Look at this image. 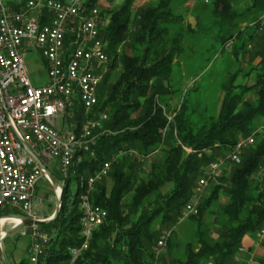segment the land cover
Masks as SVG:
<instances>
[{"label":"trees","instance_id":"1","mask_svg":"<svg viewBox=\"0 0 264 264\" xmlns=\"http://www.w3.org/2000/svg\"><path fill=\"white\" fill-rule=\"evenodd\" d=\"M135 1L124 0L113 12L105 35L102 33L113 65L99 90V104L89 114L79 102L75 104L72 122L77 130L103 113L108 114V120L104 123L106 131L90 152L78 153L64 179L62 174L56 176L63 186L60 214L53 222L41 225L51 236L45 252L47 264H155L162 229L178 225L205 168L240 140L252 136L264 121V50L259 65L250 66L244 76H254V85L238 83L243 71L230 74L218 112L207 116L201 127L192 126L185 101L172 120L161 104L173 93L170 77L184 52L187 34L215 33L214 41L223 50L229 45L230 49L238 46L236 51H247V43L257 33L261 34L259 41L264 40V31L255 24L262 14L257 8H264V0H253L248 10H239L240 0H212L211 27L199 30L184 28V16L175 13L173 0H161L139 15L141 22L121 56L119 48L129 38ZM88 6H98L97 0H90ZM119 56L122 74L109 84ZM253 92L258 99L247 100ZM161 147L163 156L150 164L147 181L138 180L134 170L128 171L142 165L132 152L146 157ZM109 162L111 190L105 186V177L90 195L93 206L107 211V219L93 231L87 248L75 257L72 251L81 250L85 243L81 203L88 180ZM263 162L264 140L247 149L240 164L212 183L199 214L189 218L195 224L194 237L186 244L181 264H240L236 258L245 236L264 230V176L255 178ZM225 182L229 184L228 202L212 210ZM208 213L212 222L206 220ZM172 236L167 242L171 255L177 246ZM261 250L257 264H264V241Z\"/></svg>","mask_w":264,"mask_h":264},{"label":"built area","instance_id":"2","mask_svg":"<svg viewBox=\"0 0 264 264\" xmlns=\"http://www.w3.org/2000/svg\"><path fill=\"white\" fill-rule=\"evenodd\" d=\"M89 2L0 0V212L16 209L36 219L34 193L38 182L47 178V174L35 163L26 146L45 165L55 160L63 174H67L75 165L78 153L90 152L97 143L98 136L94 133L100 128L98 121L89 120L80 130L75 123L69 130L57 125L63 116L73 118L78 102L90 113L99 104V90L105 75L111 71L107 44L100 35L101 12L97 7H89ZM259 22L264 28V11ZM30 51L39 53L45 61L48 82L44 87H35L30 78L25 63ZM103 120L107 121L108 116ZM255 143L254 134L242 139L224 158L205 168L179 223L199 214L211 184L240 164L246 150ZM110 169V163H105L88 180L81 203L85 213L82 223L85 243L81 250L72 251L75 257L87 248L93 231L107 219V211L93 206L90 195ZM8 218L3 217L1 222L9 221ZM31 228L34 230L29 234L30 264H47L45 252L51 236L36 225ZM172 230L162 232L155 248V264H159ZM258 237L264 238V230Z\"/></svg>","mask_w":264,"mask_h":264},{"label":"rangeland","instance_id":"3","mask_svg":"<svg viewBox=\"0 0 264 264\" xmlns=\"http://www.w3.org/2000/svg\"><path fill=\"white\" fill-rule=\"evenodd\" d=\"M124 0H97L96 6L101 12V27H100V35L103 40V35H105V31L109 25L111 16L113 12L117 11L122 5ZM161 0H137L134 3V7L132 10V24L130 25L129 38L127 42H125L119 48V55L122 56V52L124 49H128V41L132 38L134 31H136L137 24L141 22L139 19V15L145 10H147L150 6L156 5ZM210 3H206L205 0H187L186 2H181L179 0H173V8L177 15H182L183 23L185 26L191 21L194 27L200 29H207L211 27L212 23V14L211 9L214 8L212 0ZM175 4V5H174ZM239 10H243L245 7V1H238ZM243 8V9H242ZM260 12L261 7L257 8ZM264 9V8H263ZM264 10H262L263 12ZM261 12V13H262ZM255 24L260 25V22H256ZM264 31V28L260 27ZM102 31V32H101ZM259 31V32H260ZM246 32V31H245ZM215 34V33H214ZM214 34L203 35L198 34L196 37H191L190 34H187L184 41V52L179 57L178 62L175 64L171 74V86L173 93H170L167 96L166 102H162V106L165 107L166 113L170 120L173 119L175 112L178 111L181 104L185 101L187 110L189 115H191V123L192 126L196 129L201 127L207 118V116L211 114H216L218 112V108L223 100V86L227 83L228 75L230 72L240 68L238 64L234 63L231 59V54L229 45L228 48L223 50V47L220 43L214 41ZM257 37L260 36V33L256 34ZM107 44V43H106ZM122 57L119 56L117 62L115 63V69L112 71L111 78L109 79V84H112L119 78L122 74L123 66H122ZM111 61V60H110ZM26 67L28 69L30 78L35 87H44L47 85V69L44 59L41 55L35 51H30L25 57ZM113 65V61H112ZM249 70L251 68H248ZM232 70V71H231ZM246 72V71H245ZM110 73V72H109ZM107 75V74H106ZM104 77V82L105 78ZM254 77V76H253ZM238 83L240 84H248L254 85L251 80H242L239 78ZM103 87V86H101ZM108 87V86H107ZM247 100H256L258 99L257 94L250 93ZM75 109V108H74ZM87 114V112L85 111ZM89 114V113H88ZM108 116L107 113H103L97 115L96 118L92 119L94 121L100 122V128L95 130V136L101 135L104 130V123L106 121L103 120V117ZM90 120V119H89ZM88 120V121H89ZM90 120V121H92ZM84 122V125L88 122ZM71 115H66L58 120L57 125L62 130L71 129L72 125ZM104 130V131H103ZM99 133H96L98 132ZM254 135H256V143L258 141L262 142L264 140V121L259 125L256 129ZM98 138V137H97ZM255 143V144H256ZM254 144V145H255ZM163 147L156 149L149 156L141 157L137 152H132V156L139 159L141 161V167L134 165L133 169H128L129 172L135 171V174L138 176V180H148V172L150 168V164L153 161L161 159L163 156ZM93 155V153H92ZM223 158L226 154H220ZM221 158V157H220ZM47 165L44 166L47 170L56 178L62 174L61 178H65L66 173L63 174L62 170L58 166V163L55 160L47 161ZM110 163V162H109ZM111 165V163H110ZM232 168V167H231ZM231 170V169H230ZM111 171V169H110ZM264 176V162L260 171L255 175L256 179H260ZM200 177V176H199ZM198 177V178H199ZM56 178V179H57ZM58 180V179H57ZM198 180V179H197ZM59 181V180H58ZM103 181V180H102ZM62 185V183L59 181ZM105 186L108 191L111 190L113 186L112 175L109 172V175L104 180ZM221 184V183H220ZM223 190L220 193L219 199L216 203L211 207L212 210H215L217 206L223 205L228 202L227 191L229 190V184L227 182L221 184ZM212 186V184H211ZM211 191L205 195L204 201L208 198ZM57 191L53 188V185L49 181V178H42L37 185L35 190L34 198H33V215L37 220H49L52 218L57 210ZM131 197H129L128 202ZM203 201V202H204ZM5 216H9V221H2V218ZM19 217H27L23 215V213L19 210H5L0 212V238L5 237L7 234H10L14 227L19 226L24 223L21 220V223L18 221ZM33 219V218H31ZM206 220L208 222L213 221V217L206 215ZM32 225H26L20 227L15 230L11 235L4 238L2 241L0 240V247L4 252L7 261L9 264H21L24 261L29 260V252L31 248V240L29 238V234L32 233L34 229L31 228ZM37 226V229L41 232H46L42 229L41 225ZM168 227V226H167ZM165 227L162 229V232L167 230H172L171 227ZM195 224L192 220H185L183 222H178V225L175 226V229L172 230L174 233L172 240L177 242V246L173 250V254L169 253L168 246H166L163 257L160 260L159 264H172L173 260H175L176 264H181V261L185 259L184 251L187 242L192 241L194 237V228ZM157 228H160L157 227ZM170 228V229H169ZM161 229V228H160ZM2 234V235H1ZM49 234V233H48ZM172 236V237H173ZM262 240V238H259ZM264 239V238H263ZM167 243V242H166ZM24 254H20L19 252H23ZM178 261V262H177ZM30 262V261H29ZM1 264V263H0Z\"/></svg>","mask_w":264,"mask_h":264},{"label":"crops","instance_id":"4","mask_svg":"<svg viewBox=\"0 0 264 264\" xmlns=\"http://www.w3.org/2000/svg\"><path fill=\"white\" fill-rule=\"evenodd\" d=\"M245 1V7L243 10H248L253 6L254 1L253 0H244ZM263 7L261 8L259 15L262 12ZM193 23L190 21L186 26H189L192 29H196V27H194L192 25ZM243 27L246 26V24L242 25ZM248 32V31H247ZM253 31L250 30V33H252ZM246 33V32H245ZM238 46H235V48ZM228 48V47H227ZM226 48V49H227ZM231 46H229V50L230 54H231V59L233 61V64L236 63L238 64V66L240 68L234 70L233 72H230V74L238 72V71H243V75L240 76V78L242 80H251L253 81V77L249 76V77H244L246 75V73L249 71L248 68H250V66H256L259 65V63L262 60L261 54L262 51L264 50V40H260L257 38V35L254 36V38H252V40L250 42L247 43V51L241 50V51H236V49L232 48L230 49ZM178 62V60H176V63ZM175 66V65H174ZM232 71V70H231ZM246 71V72H245ZM228 75V77H229ZM239 80V79H238ZM41 161V160H40ZM41 163H43L41 161ZM37 188V186H36ZM36 190V189H35ZM35 194V193H34ZM264 241V239H259L258 234H249V236H245L244 240H243V251H240L236 260L240 263V264H257V261L261 258V243ZM20 254H24V251ZM163 257V256H162ZM161 257V259H162Z\"/></svg>","mask_w":264,"mask_h":264},{"label":"water","instance_id":"5","mask_svg":"<svg viewBox=\"0 0 264 264\" xmlns=\"http://www.w3.org/2000/svg\"><path fill=\"white\" fill-rule=\"evenodd\" d=\"M26 150L27 152L29 153V155L35 160V163L40 166L42 169L45 170L48 178H49V181L51 182V184L53 185V188L56 190V191H60V194L59 196L57 197V210H56V213L55 215L50 218L49 220H37V219H31V218H28V217H19L18 219L20 220H23L24 223L22 222L21 225L19 226H16L13 228L12 232L10 234H7L5 237H1L0 240L2 241L4 238L8 237L9 235H11L15 230L19 229L20 227L23 226H26V225H43V224H47V223H50V222H53L55 220V218H57L60 214V210H61V207H62V195H63V186L59 183V181L47 170V168L44 166L43 163H41L40 159L36 156V154L30 150L27 146H26ZM0 263L1 264H9L8 261H7V258L4 254V252L2 251V248L0 247Z\"/></svg>","mask_w":264,"mask_h":264},{"label":"bare ground","instance_id":"6","mask_svg":"<svg viewBox=\"0 0 264 264\" xmlns=\"http://www.w3.org/2000/svg\"><path fill=\"white\" fill-rule=\"evenodd\" d=\"M59 194H60V191L58 190V191H57V196H59ZM1 235H2V234H1Z\"/></svg>","mask_w":264,"mask_h":264}]
</instances>
